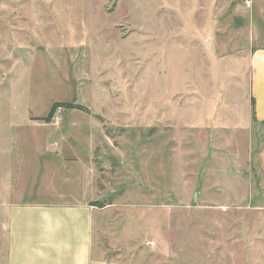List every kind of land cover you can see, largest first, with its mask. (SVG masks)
Returning a JSON list of instances; mask_svg holds the SVG:
<instances>
[{"label": "rangeland", "instance_id": "1", "mask_svg": "<svg viewBox=\"0 0 264 264\" xmlns=\"http://www.w3.org/2000/svg\"><path fill=\"white\" fill-rule=\"evenodd\" d=\"M248 1L0 0V195L13 181L8 200L19 201L26 177L32 190L57 139L65 155L92 154L94 204L105 209L96 256L264 264ZM55 102L87 111L35 120Z\"/></svg>", "mask_w": 264, "mask_h": 264}, {"label": "crops", "instance_id": "2", "mask_svg": "<svg viewBox=\"0 0 264 264\" xmlns=\"http://www.w3.org/2000/svg\"><path fill=\"white\" fill-rule=\"evenodd\" d=\"M249 9L254 35L249 61L250 92L255 121L264 125V0H253ZM54 140L47 148V169L38 173L32 190H28L29 177L20 188L23 194L19 201L8 200L14 191L13 181L1 188L8 192L0 195L5 199L1 204L7 213L4 226L8 264H114L94 253L96 216L101 217L105 209L94 204L99 178L92 154L89 152L87 160L65 155L60 151V142ZM257 162L264 175V139ZM39 182H43L41 188ZM57 184L62 191L51 194ZM28 192L30 196L38 192L47 198L29 197Z\"/></svg>", "mask_w": 264, "mask_h": 264}, {"label": "trees", "instance_id": "3", "mask_svg": "<svg viewBox=\"0 0 264 264\" xmlns=\"http://www.w3.org/2000/svg\"><path fill=\"white\" fill-rule=\"evenodd\" d=\"M59 107H67V108H72V109H79V110H82V111H87V108L82 106V105H79V104H75V103H72V102H55L48 115L45 116V117H37L35 118V120H42V121H45V122H50L55 113H56V110L59 108Z\"/></svg>", "mask_w": 264, "mask_h": 264}, {"label": "built area", "instance_id": "4", "mask_svg": "<svg viewBox=\"0 0 264 264\" xmlns=\"http://www.w3.org/2000/svg\"><path fill=\"white\" fill-rule=\"evenodd\" d=\"M246 3H247L248 5H250V2H249L248 0H246Z\"/></svg>", "mask_w": 264, "mask_h": 264}]
</instances>
